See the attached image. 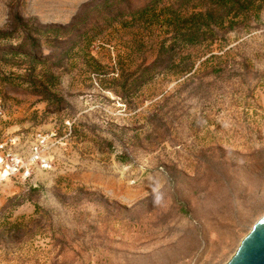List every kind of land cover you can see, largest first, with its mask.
I'll use <instances>...</instances> for the list:
<instances>
[{
  "label": "rangeland",
  "instance_id": "obj_1",
  "mask_svg": "<svg viewBox=\"0 0 264 264\" xmlns=\"http://www.w3.org/2000/svg\"><path fill=\"white\" fill-rule=\"evenodd\" d=\"M100 2L0 0L4 31L20 17L63 28L85 17L43 48L37 72H48L54 98L28 89L20 59L0 49V264H227L264 218V174L250 179L247 156L206 151L260 158L264 149V12L223 46L253 66L238 96L178 101L155 128L152 106L175 79L138 97L127 77L154 56L139 53L134 27L104 24L109 7L87 10ZM96 22L102 29L85 44Z\"/></svg>",
  "mask_w": 264,
  "mask_h": 264
},
{
  "label": "trees",
  "instance_id": "obj_2",
  "mask_svg": "<svg viewBox=\"0 0 264 264\" xmlns=\"http://www.w3.org/2000/svg\"><path fill=\"white\" fill-rule=\"evenodd\" d=\"M104 6L112 11L104 24L113 26L118 22L121 26L134 27V45L139 53L154 56L150 64L144 59L136 71L127 77V81L133 80L131 87L138 97L141 98L146 89L175 79L174 87L161 92L160 100L152 106L149 118L152 127L156 128V122L162 123L167 115L174 114L182 100L185 102L187 98L197 96L205 100L206 96L212 95L222 101L230 94L238 96L239 89L242 91L240 86L253 66L240 57L239 50L232 52V49L226 50L223 46L230 32L249 28L252 20L260 17L264 12V0H147L138 8H132L130 2L103 0L97 5L91 4L87 10L99 12ZM83 24L84 13L68 28L37 27L20 17L15 29H0V49L8 55L7 58L20 59V64L26 69L25 84L28 89L51 99L54 98V91L47 80L48 72L43 67L37 72L42 59H46L43 48L65 40ZM99 28L102 29L96 22L82 33L85 44L92 42ZM41 34H47L45 42L39 37ZM18 39L19 45L16 43L14 46L13 42ZM246 120L252 139L261 137L258 127ZM236 128L238 131L240 124H236ZM206 152H217L222 156H225V152L233 156H247L245 167L250 179H253L252 174L258 175L260 171L264 174V149L255 153L260 158L236 148L227 151L217 147ZM229 161L225 157L219 159L222 165ZM201 170L203 174H208L210 161L202 162ZM16 227L20 228L19 232L23 229L21 225Z\"/></svg>",
  "mask_w": 264,
  "mask_h": 264
},
{
  "label": "water",
  "instance_id": "obj_3",
  "mask_svg": "<svg viewBox=\"0 0 264 264\" xmlns=\"http://www.w3.org/2000/svg\"><path fill=\"white\" fill-rule=\"evenodd\" d=\"M227 264H264V218L242 240Z\"/></svg>",
  "mask_w": 264,
  "mask_h": 264
}]
</instances>
